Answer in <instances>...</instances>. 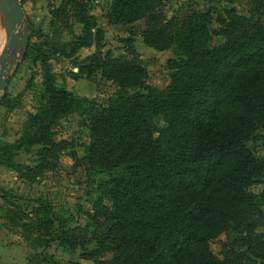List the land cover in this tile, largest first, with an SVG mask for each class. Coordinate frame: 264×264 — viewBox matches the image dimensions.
<instances>
[{
    "label": "trees",
    "instance_id": "obj_1",
    "mask_svg": "<svg viewBox=\"0 0 264 264\" xmlns=\"http://www.w3.org/2000/svg\"><path fill=\"white\" fill-rule=\"evenodd\" d=\"M59 1L50 8L52 38L30 29L23 56L41 64V81L18 138L0 143V164L35 183L65 153L97 197L79 209L84 224L71 226L46 202L27 210L5 195V228L20 229L31 248L56 243L94 264H264V154L247 146L259 140L264 149V0H246L247 14L226 7L183 19L166 15L172 0H109L108 24L142 20L146 46L174 49L164 88L148 84L132 34L122 40L125 55L102 51L104 31L90 13L101 0ZM64 30L70 39L57 40ZM59 57L71 60V78L99 74L116 90L105 103L79 97L54 71ZM73 114L88 131L82 154L74 141L54 137ZM31 147L34 165L14 161ZM222 236L218 256L211 243Z\"/></svg>",
    "mask_w": 264,
    "mask_h": 264
},
{
    "label": "rangeland",
    "instance_id": "obj_2",
    "mask_svg": "<svg viewBox=\"0 0 264 264\" xmlns=\"http://www.w3.org/2000/svg\"><path fill=\"white\" fill-rule=\"evenodd\" d=\"M23 9L22 21L18 25L16 33L22 31L24 22L28 21V39L30 29L37 31L42 35L53 37V28L51 27L50 8L56 7L59 0H19ZM109 0H101L99 3L91 4V11L98 23V26L104 31V40L102 42V51H110L115 57L125 55V46L122 40L129 38L132 34L134 49L140 55V58L148 68V84L157 88H164L169 82V71L166 69V60L175 57L173 48L165 51H156L146 46L139 35L143 28V21H137L132 25H111L104 18L106 6ZM226 7H234L237 12L247 14L249 3L246 0H172L165 6V13L168 17L177 15L183 19L192 10H222ZM216 27L217 25L214 24ZM79 24L73 22V32L79 31ZM0 51L2 49V40L4 39V27H1L0 21ZM36 40L38 35H36ZM70 34L64 30L57 40L68 41ZM28 41V40H27ZM27 43V42H26ZM24 48L19 51L18 59L12 64L8 73L7 82L3 90H0V143L14 142L22 131V123L26 118L27 112H33L34 98L39 89L41 81V64L34 63L31 58H24ZM93 51L92 48L82 49L77 57H84ZM12 52L9 48L8 53ZM71 60L59 57L53 61V69L56 73L64 77L67 89L79 97L97 98L101 102H106L108 97L114 93L116 87L111 81L100 78L95 74L91 79H73L68 75L71 69ZM75 70V69H74ZM8 100L11 105L8 107ZM159 126L163 125L160 117L156 119ZM54 137L57 140L67 139L74 141L78 145L76 150L82 154V145L88 142V131L83 125V120L73 114L61 119L54 127ZM247 146L257 155L264 154L263 145L259 140H250ZM36 147L21 149L14 157L16 163L34 165L36 159ZM263 184H257L253 187L255 192L261 191ZM7 196L15 203L22 206L23 209H30L37 201H43L51 205L53 212L68 220L69 225L84 224L85 218L81 216L79 209L89 210L92 202L96 199L97 193L93 186L86 184L84 173L81 169L73 166L72 160L64 153L60 162L53 170L46 171L44 178L35 183H28L20 180L17 174L0 164V205L3 203L1 197ZM1 216V215H0ZM12 234L10 239L13 242H19L22 246L30 250V264H52L39 263L40 258L51 257L53 260L63 264H94L92 261L79 257L77 251H66L56 243L46 248L30 247L20 229L9 230ZM223 236L212 241L211 246L214 253L220 256V241ZM37 256L38 258H34Z\"/></svg>",
    "mask_w": 264,
    "mask_h": 264
},
{
    "label": "water",
    "instance_id": "obj_3",
    "mask_svg": "<svg viewBox=\"0 0 264 264\" xmlns=\"http://www.w3.org/2000/svg\"><path fill=\"white\" fill-rule=\"evenodd\" d=\"M23 9L19 0H0V21L4 27V39L0 51V90H3L12 64L18 59V53L25 48L28 40V21L22 31L16 30L22 21ZM9 48L12 52L8 53Z\"/></svg>",
    "mask_w": 264,
    "mask_h": 264
},
{
    "label": "crops",
    "instance_id": "obj_4",
    "mask_svg": "<svg viewBox=\"0 0 264 264\" xmlns=\"http://www.w3.org/2000/svg\"><path fill=\"white\" fill-rule=\"evenodd\" d=\"M12 234L4 226L0 216V264H30V250L25 249L21 243L13 242Z\"/></svg>",
    "mask_w": 264,
    "mask_h": 264
},
{
    "label": "bare ground",
    "instance_id": "obj_5",
    "mask_svg": "<svg viewBox=\"0 0 264 264\" xmlns=\"http://www.w3.org/2000/svg\"><path fill=\"white\" fill-rule=\"evenodd\" d=\"M2 39V35H1V38H0V40ZM3 41V40H2ZM1 42V41H0ZM2 44H3V42H2Z\"/></svg>",
    "mask_w": 264,
    "mask_h": 264
}]
</instances>
